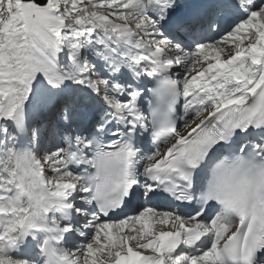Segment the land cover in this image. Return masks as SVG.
I'll list each match as a JSON object with an SVG mask.
<instances>
[{
	"label": "snow or ice",
	"instance_id": "6c2138e0",
	"mask_svg": "<svg viewBox=\"0 0 264 264\" xmlns=\"http://www.w3.org/2000/svg\"><path fill=\"white\" fill-rule=\"evenodd\" d=\"M0 264H264V0H0Z\"/></svg>",
	"mask_w": 264,
	"mask_h": 264
}]
</instances>
